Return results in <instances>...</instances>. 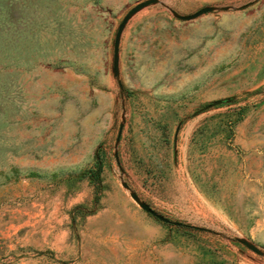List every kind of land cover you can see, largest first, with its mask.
<instances>
[{
	"label": "rangeland",
	"instance_id": "obj_1",
	"mask_svg": "<svg viewBox=\"0 0 264 264\" xmlns=\"http://www.w3.org/2000/svg\"><path fill=\"white\" fill-rule=\"evenodd\" d=\"M137 1L0 0V264H264V0L143 7L119 86Z\"/></svg>",
	"mask_w": 264,
	"mask_h": 264
},
{
	"label": "water",
	"instance_id": "obj_2",
	"mask_svg": "<svg viewBox=\"0 0 264 264\" xmlns=\"http://www.w3.org/2000/svg\"><path fill=\"white\" fill-rule=\"evenodd\" d=\"M252 1L253 0H250L246 4L251 3ZM159 2H160V0H139V1L135 2L133 5H131L125 11V13L122 15V17L120 18L119 22L116 25V28H115V31L113 34V38H112V53H111L110 71H111L112 75L117 78V83L119 86H120V81L117 77L118 76V45H119V39H120L121 31H122L125 23L128 21V19L133 14H135L137 11H139L143 7H146L150 4H156ZM243 5H245V4H242L240 6H243ZM232 7H234V5H232V4H220V5L204 4L200 7H198L196 10L189 12V13H178L172 9H169V10L175 17L183 19V20H188V19L194 18V17H196L202 13H205V12L217 9V8L227 9V8H232ZM122 122H123V114L121 113V119L118 122L117 130H116V134H115L114 142H113V156H114L115 162L117 164H118V157H117L116 147H117V142L119 140L120 131L122 128ZM121 185L124 188L128 189L129 196L138 204L139 207H141L143 210H145L149 214L155 216L156 218H158L164 222L173 223L176 225L193 226L190 224H185V223L180 222V221L172 220V219L168 218L167 216L160 214L155 209H153L147 202L140 199V197L136 194L135 191L129 189L128 184L125 181L121 180ZM234 238L238 242L244 244L246 247H248L249 249L254 251L255 253L264 255V250H262L257 245H255L251 240H249L243 236H235Z\"/></svg>",
	"mask_w": 264,
	"mask_h": 264
},
{
	"label": "crops",
	"instance_id": "obj_3",
	"mask_svg": "<svg viewBox=\"0 0 264 264\" xmlns=\"http://www.w3.org/2000/svg\"><path fill=\"white\" fill-rule=\"evenodd\" d=\"M95 49L96 51H95L94 62H93L94 67H90L92 71L88 74L96 75V77H101L104 75V69H105V66H107V62H108V58H107L108 48H107V45L105 44L103 46L99 44L98 46L96 45ZM110 63H111V60H110Z\"/></svg>",
	"mask_w": 264,
	"mask_h": 264
},
{
	"label": "trees",
	"instance_id": "obj_4",
	"mask_svg": "<svg viewBox=\"0 0 264 264\" xmlns=\"http://www.w3.org/2000/svg\"><path fill=\"white\" fill-rule=\"evenodd\" d=\"M100 167H101L100 159L99 156L96 155L94 158V168L91 171H89V173L90 172L92 173V177L94 178V180L98 179Z\"/></svg>",
	"mask_w": 264,
	"mask_h": 264
}]
</instances>
